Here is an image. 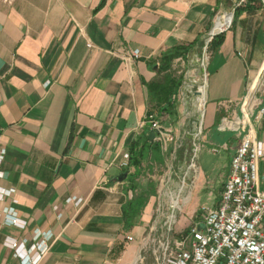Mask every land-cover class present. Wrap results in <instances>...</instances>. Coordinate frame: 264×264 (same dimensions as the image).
Returning <instances> with one entry per match:
<instances>
[{"label":"crops","instance_id":"crops-1","mask_svg":"<svg viewBox=\"0 0 264 264\" xmlns=\"http://www.w3.org/2000/svg\"><path fill=\"white\" fill-rule=\"evenodd\" d=\"M244 4L0 0V188L14 189L0 199V211L11 207L26 223L7 224L1 214L0 264H20L6 242L26 239L29 245L35 230L50 235L39 264L131 261L156 205L170 192L160 191L156 168L174 169L169 162L177 158L189 176L193 145L221 155L209 168L194 159L185 208L194 188L224 184L240 137L217 125L223 116L241 113L248 91L258 104L254 113L264 99V89L256 87L264 74V0ZM223 11L216 28L231 24L209 48L205 82L197 85L202 115L196 118L184 97L173 116L156 110L147 84L156 77L160 52L181 44L197 50ZM149 114L170 130L171 141L154 139ZM253 127L262 139L264 118ZM126 155L128 167L122 165ZM258 187L264 190V158ZM69 197L83 201L76 205Z\"/></svg>","mask_w":264,"mask_h":264},{"label":"built area","instance_id":"built-area-1","mask_svg":"<svg viewBox=\"0 0 264 264\" xmlns=\"http://www.w3.org/2000/svg\"><path fill=\"white\" fill-rule=\"evenodd\" d=\"M245 2L246 0H238L234 6ZM221 13L216 15L213 26ZM231 22L217 32H212V26L206 41L209 42L216 34L227 29ZM211 32L215 34L211 36ZM132 55L137 57L139 51L134 49ZM256 105L253 91H248L240 104L241 113L223 116L217 125L219 130L232 131L240 137L231 156L229 172L217 204L200 205L196 210V220L186 229L173 234L175 210L180 209V202L185 200L181 193L187 185L186 169L177 189L168 193L170 214L164 218V205H156L149 233L142 241V245H153L155 264H264V190L258 187V161L264 158V135L262 139L256 138L253 127L264 118V99L259 102L260 106L254 113ZM250 117L253 118L252 121ZM148 121L151 129L156 131L155 140L166 142L173 139L170 130L162 127L154 114L148 115ZM4 155L5 149L1 148L0 176ZM194 156L195 152L192 162ZM122 165L129 166L128 155ZM192 165L194 164L190 163L189 168ZM170 179L169 175L166 182ZM13 191L14 189L0 188V199ZM72 200L76 205L83 201L81 197L67 199ZM1 214H4V222L7 224L18 227L26 224L15 215L11 207H5L0 211V216ZM200 222L204 228L198 229ZM158 228L163 230L159 236L156 235ZM49 237V234L35 230L29 245L26 239H8L6 244L20 264H39L50 248L47 242ZM127 238L131 239L130 236Z\"/></svg>","mask_w":264,"mask_h":264},{"label":"rangeland","instance_id":"rangeland-1","mask_svg":"<svg viewBox=\"0 0 264 264\" xmlns=\"http://www.w3.org/2000/svg\"><path fill=\"white\" fill-rule=\"evenodd\" d=\"M228 12L233 14V8L229 9ZM219 21V19H218ZM208 41L206 39L202 42L201 46L193 51L189 50V52L185 56H178L175 57L171 60L170 62V67L168 70L165 72L171 73L174 77H181V85L174 96L175 100L180 102L181 98L184 97L188 98V110H194V115H196V118L199 119L200 113L202 115V110H203V103L204 100L202 99V89H197V85L199 83H204L205 81V76H206V66L209 58V48H208ZM164 51V50H163ZM163 51L160 52L158 57L155 60V66H156V73L157 77L161 78L164 72L159 73L158 72V67L160 66V56L162 55ZM198 75V77L196 76ZM264 74L262 75L261 80H258L256 87L259 85V89L257 92H262L264 89ZM255 88V87H254ZM194 90H197L198 93L195 95L193 94ZM192 98H194V101H192ZM196 101V102H195ZM197 127V132L199 134V124L196 126ZM198 137V136H197ZM197 142V140H196ZM193 150H191L192 156L195 152L194 158L197 159L198 162H201L203 167L209 168L213 165L215 158H217L219 155L218 153L212 154L208 153L204 150H201V146L195 150L196 145L192 146ZM191 156V158H192ZM195 161V160H194ZM194 161L192 162L191 160L187 162V166L190 163H193L189 168V176L186 179L187 185L183 189L181 193V197L187 196L189 191L191 190L193 184V175L195 173V163ZM180 161L176 159H172L169 164L175 169L176 171V176H174L172 173L174 172L173 168H167L164 165L159 166L155 170L156 178L158 179L159 183V188L161 192H169L176 190L178 185L180 184V179L182 176V164L179 163ZM170 175L171 179L169 182L168 181V176ZM174 178V186H171V181ZM190 178V179H189ZM222 182H217L215 184L213 183H204L200 187H196L192 191L191 198L195 203L192 201L188 204V206L185 208V204L187 202V199L180 202V209L175 210V219L176 222L173 225V234H177L180 231L186 229V227L196 220L195 215L196 210L200 207V205L203 204H212L216 200L219 199V195L221 194L222 191ZM160 204L164 205L165 208V215L164 218L167 217L168 214H170V211L168 210L169 207V200L165 197L164 201L159 200ZM186 209V210H185ZM163 218V219H164ZM163 232L162 229L158 228V231L156 235L159 236ZM152 248L153 245H142L140 248V251L136 254L135 258L132 259L129 262H120L118 264H155V259L154 255L152 254Z\"/></svg>","mask_w":264,"mask_h":264},{"label":"trees","instance_id":"trees-1","mask_svg":"<svg viewBox=\"0 0 264 264\" xmlns=\"http://www.w3.org/2000/svg\"><path fill=\"white\" fill-rule=\"evenodd\" d=\"M257 2V0H253ZM249 0H247L244 6H248ZM221 34V33H220ZM220 34H216L208 43V48L212 46V44L219 40ZM191 49V45H177L168 49H165L160 56V66L158 67V72H164L162 77H156L153 81L147 84L148 88V96L149 101L152 106L161 112H165L170 116L176 114L177 101L174 96L176 95L180 85H181V77H174L171 73L165 72L170 67V62L173 58L178 56H185L189 50ZM142 155V151L139 156Z\"/></svg>","mask_w":264,"mask_h":264},{"label":"water","instance_id":"water-1","mask_svg":"<svg viewBox=\"0 0 264 264\" xmlns=\"http://www.w3.org/2000/svg\"><path fill=\"white\" fill-rule=\"evenodd\" d=\"M238 0H234V3H236ZM215 33H210V35L211 36H213ZM195 93H198V91L197 90H195ZM126 174H127V172L125 171V172H123V173H121L120 175H119V179H123L125 176H126ZM197 227H198V229H201V228H204V225H203V223H198V225H197Z\"/></svg>","mask_w":264,"mask_h":264},{"label":"bare ground","instance_id":"bare-ground-1","mask_svg":"<svg viewBox=\"0 0 264 264\" xmlns=\"http://www.w3.org/2000/svg\"><path fill=\"white\" fill-rule=\"evenodd\" d=\"M222 14H223V13H221L220 16H221ZM220 16H218L217 19L215 20V23H216V24H214L213 29H212V32H217V31H218V29H217L216 27H217V25L221 22V21H220ZM224 18H225V17H223V19H224ZM218 19H219V21H218ZM217 21H218V22H217Z\"/></svg>","mask_w":264,"mask_h":264}]
</instances>
